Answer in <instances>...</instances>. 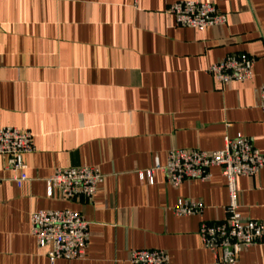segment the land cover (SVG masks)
<instances>
[{"label":"crops","instance_id":"0c3cea01","mask_svg":"<svg viewBox=\"0 0 264 264\" xmlns=\"http://www.w3.org/2000/svg\"><path fill=\"white\" fill-rule=\"evenodd\" d=\"M188 0H0V129L29 130L17 187L0 156V264H50L30 234L41 210L80 212L88 224L81 260L52 264H130L133 250H163L169 264H216L198 235L226 218L228 195L216 167L206 181L173 188L161 172L171 148L218 151L224 138L251 140L264 154V0H198L226 23L177 27L168 6ZM229 55L254 60L252 77L220 85L206 72ZM95 168L104 180L91 201L46 196L56 168ZM238 213L264 221V168L236 181ZM177 200L200 214L177 216ZM236 264H264V245Z\"/></svg>","mask_w":264,"mask_h":264},{"label":"built area","instance_id":"2783aa9c","mask_svg":"<svg viewBox=\"0 0 264 264\" xmlns=\"http://www.w3.org/2000/svg\"><path fill=\"white\" fill-rule=\"evenodd\" d=\"M177 27L203 31L226 23V15L214 4L198 0L178 1L168 6ZM254 60L245 55H229L207 67L206 72L220 85L235 81H247L252 77ZM258 107L264 110V83L256 90ZM33 138L29 130L5 126L0 129V156L4 158V170L11 174L10 181L17 187L26 182V165L22 156L33 152ZM216 167L225 180L228 195L226 218L216 224L201 223L198 235L205 250L211 252L216 264H236L240 253L251 246L264 245V221L244 220L238 213V189L240 177L256 176L264 168V154L258 152L251 140L241 135L224 138L223 148L208 152L199 149L171 148L166 162L139 173L140 181L153 183V174L161 172L173 188L184 182L206 181L210 169ZM104 180L95 168H56L44 182L46 196L57 192L63 200L83 199L91 201L97 187ZM202 204L189 200H177L173 213L177 216L200 214ZM30 234L52 264L57 259L81 260L88 244V224L80 212L72 210H41L30 215ZM130 264H169L163 250H133Z\"/></svg>","mask_w":264,"mask_h":264}]
</instances>
